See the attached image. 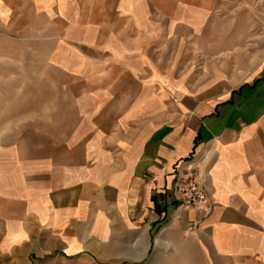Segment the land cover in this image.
Segmentation results:
<instances>
[{"label":"crops","instance_id":"obj_1","mask_svg":"<svg viewBox=\"0 0 264 264\" xmlns=\"http://www.w3.org/2000/svg\"><path fill=\"white\" fill-rule=\"evenodd\" d=\"M218 4L0 0L62 79L48 125L0 133V264H264V61L197 84L171 48ZM188 170L207 215L174 204Z\"/></svg>","mask_w":264,"mask_h":264},{"label":"rangeland","instance_id":"obj_2","mask_svg":"<svg viewBox=\"0 0 264 264\" xmlns=\"http://www.w3.org/2000/svg\"><path fill=\"white\" fill-rule=\"evenodd\" d=\"M35 22L29 26V20L21 19V26L14 27L11 12L0 20L1 134L29 126L44 128L48 124L36 116L45 113L46 100L59 94L62 79L45 73L39 57L44 50L39 38L45 32ZM183 40L171 47L176 49L174 64L182 77L197 84L224 78L238 85L264 61V0H219L205 27Z\"/></svg>","mask_w":264,"mask_h":264},{"label":"built area","instance_id":"obj_3","mask_svg":"<svg viewBox=\"0 0 264 264\" xmlns=\"http://www.w3.org/2000/svg\"><path fill=\"white\" fill-rule=\"evenodd\" d=\"M174 204L186 209L202 211L206 215L212 208V203L204 190L197 173L188 170L179 175L173 185ZM199 223H191L188 226L190 233H195Z\"/></svg>","mask_w":264,"mask_h":264}]
</instances>
